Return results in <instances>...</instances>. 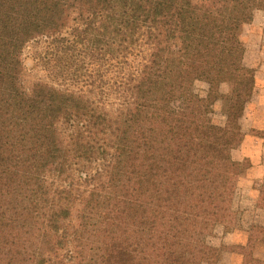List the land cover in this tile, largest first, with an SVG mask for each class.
<instances>
[{
  "label": "trees",
  "instance_id": "trees-1",
  "mask_svg": "<svg viewBox=\"0 0 264 264\" xmlns=\"http://www.w3.org/2000/svg\"><path fill=\"white\" fill-rule=\"evenodd\" d=\"M258 11L264 0H0V264H227L210 238L229 122L206 118L226 94L194 83L233 74L227 115L240 117L255 91L240 24ZM168 50L171 73L156 62ZM244 239L241 264H264V226Z\"/></svg>",
  "mask_w": 264,
  "mask_h": 264
},
{
  "label": "rangeland",
  "instance_id": "rangeland-1",
  "mask_svg": "<svg viewBox=\"0 0 264 264\" xmlns=\"http://www.w3.org/2000/svg\"><path fill=\"white\" fill-rule=\"evenodd\" d=\"M221 26L223 29H230L235 25L224 18ZM263 26V11L256 12L247 22L240 24V30L246 32L253 41L251 49H248L247 55L246 53L245 55L248 63L256 64V67L251 65L250 67L253 68L252 80L254 85L260 84L259 92L264 90V37H260L256 32L261 31ZM206 50L208 54H217L219 42L209 41ZM29 54L27 52L25 56L30 63ZM176 55L173 50L165 51L157 56L156 62L166 72H174L178 69ZM212 82L215 83L218 92L222 91L226 95L206 108V118L221 125H226L229 122V125L222 151L223 174L220 192L224 200L223 210L214 215L216 231L210 240L216 246H227V264H241L246 230L256 224L264 226V196L261 191L264 187V155H262L261 161L260 158L255 160L244 149L246 135L250 131L255 132L254 128L246 126V120H244L245 108L249 105L247 104L242 109L240 117H237L233 123L228 118L227 112L230 101L227 95L232 92L235 76L231 73H224L223 77L220 78L212 72L205 71L194 83L195 93L205 96ZM250 101L253 99L251 98ZM169 103L173 107L182 106L181 101L176 96ZM260 133L264 137V130ZM250 153L256 156L264 154V144L253 142L250 145ZM247 175L258 177L248 179Z\"/></svg>",
  "mask_w": 264,
  "mask_h": 264
},
{
  "label": "crops",
  "instance_id": "crops-1",
  "mask_svg": "<svg viewBox=\"0 0 264 264\" xmlns=\"http://www.w3.org/2000/svg\"><path fill=\"white\" fill-rule=\"evenodd\" d=\"M247 55V53H246ZM246 55L244 56V63L247 66H252V67H256V64H251L250 62L248 63L246 60ZM260 90V84L257 83L255 85V91L253 94V101H250L248 103L249 106H246L245 110L246 113L244 114V120H246V126L248 128H254L255 132H249L246 135V138L244 139V149L251 155V157H253V159L258 160L260 158L261 161V157L264 154H258V156L256 155H252L250 153V145L253 142H257V143H261L264 144V137L263 135H261V131L264 130V90L263 92H259ZM257 175V174H256ZM256 175H247L248 179H255V177H258ZM261 175V173H260Z\"/></svg>",
  "mask_w": 264,
  "mask_h": 264
}]
</instances>
